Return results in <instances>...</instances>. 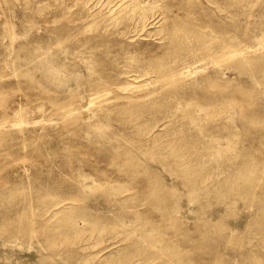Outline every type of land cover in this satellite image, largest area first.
Here are the masks:
<instances>
[{
  "label": "rangeland",
  "instance_id": "obj_1",
  "mask_svg": "<svg viewBox=\"0 0 264 264\" xmlns=\"http://www.w3.org/2000/svg\"><path fill=\"white\" fill-rule=\"evenodd\" d=\"M120 1L0 0V264H264V0Z\"/></svg>",
  "mask_w": 264,
  "mask_h": 264
},
{
  "label": "bare ground",
  "instance_id": "obj_2",
  "mask_svg": "<svg viewBox=\"0 0 264 264\" xmlns=\"http://www.w3.org/2000/svg\"><path fill=\"white\" fill-rule=\"evenodd\" d=\"M103 0H101V2H102ZM123 0H121L120 2H122ZM97 2V1H96ZM98 3H99V1H98ZM103 5L102 6H99V9L98 10H96L93 14H92V16L95 18V19H99V17H100V15H99V13H100V11L101 10H103V6L105 5L104 3H102ZM99 5H101V4H99ZM96 6V5H95ZM143 6H145V4H144V1L143 0H125V1H123L122 3H121V5L119 6V3L118 4H116V5H114V6H107V11H106V13H104V14H107L106 16H109V15H111V16H114V18H112L111 17V19H110V23L111 22H113L114 24H115V26L118 24V23H125V21L127 20V17H128V15L129 14H131V13H135V12H138V10H141V14L143 15V12H144V10H146L148 7H145V8H143ZM119 7V8H118ZM105 9V10H106ZM143 10V11H142ZM152 24H153V22H152ZM155 24V23H154ZM147 25V24H146ZM145 25V26H146ZM145 28V27H144ZM143 28V29H144ZM142 29V30H143ZM143 32V31H142ZM140 34V30L139 29H136L135 30V34L133 35V36H131V39H135L138 35ZM140 36H142V34H140ZM191 66L189 65L188 67H187V69H186V71H183V72H181L180 74H191V68H190ZM193 72V71H192ZM179 74V73H178ZM179 74V75H180ZM122 88H125V87H120L119 88V90H121ZM109 91V90H108ZM111 91V90H110ZM109 91V92H110ZM102 91H98L97 92V95H96V98H95V100H97L96 102H99L100 104L99 105H101L102 103L105 105V106H107L110 102H111V100L113 99L112 97L111 98H109L108 96L110 95L109 93V95L108 96H106L107 94L105 93V94H102L101 93ZM112 93V92H111ZM103 106V105H102ZM104 107V106H103ZM21 113V112H20ZM15 123V122H14ZM22 123V122H21ZM19 125H20V123H19ZM17 126H18V124H17ZM4 128V127H3Z\"/></svg>",
  "mask_w": 264,
  "mask_h": 264
}]
</instances>
